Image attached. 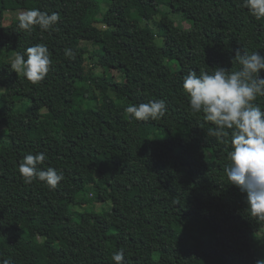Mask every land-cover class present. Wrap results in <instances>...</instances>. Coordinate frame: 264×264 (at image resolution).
<instances>
[{
    "label": "trees",
    "instance_id": "1",
    "mask_svg": "<svg viewBox=\"0 0 264 264\" xmlns=\"http://www.w3.org/2000/svg\"><path fill=\"white\" fill-rule=\"evenodd\" d=\"M30 9L59 20L30 32L18 17L5 24L8 10ZM37 44L51 60L38 83L0 62V264H116L121 250L123 264L264 260V220L227 177L231 130L211 135L216 126L183 89L189 72L239 70L237 50L264 56V18L244 0H0V48L24 54ZM88 57L100 74L86 71ZM156 100L162 118L126 112ZM253 103L264 111V96ZM37 153L38 169L62 174L55 189L22 177L20 162Z\"/></svg>",
    "mask_w": 264,
    "mask_h": 264
},
{
    "label": "clouds",
    "instance_id": "2",
    "mask_svg": "<svg viewBox=\"0 0 264 264\" xmlns=\"http://www.w3.org/2000/svg\"><path fill=\"white\" fill-rule=\"evenodd\" d=\"M244 6L257 20L264 18V0H244ZM18 20V27L30 32L34 26L49 30L59 16L55 12L49 15L39 9H30L21 12ZM66 55L71 57L73 53L68 49ZM235 60L241 65L237 71L217 67L211 74L189 72L184 77L183 89L190 98L191 110L203 112L204 119L216 126L211 135L227 136L226 129L231 130V164L227 168V177L232 185L247 194L252 216L264 220V111L253 103L257 96H264V76H261L264 56L259 52L241 54L237 50ZM50 64L47 46L37 44L27 48L24 54L18 53L11 67L17 73L23 72L35 84L44 80ZM126 112L136 120H156L165 115L166 105L162 100L150 101L131 105ZM44 160V153L29 154L20 162L19 171L26 183L39 179L50 189H55L63 176L52 167L38 169ZM112 259L116 264H123V250L115 253ZM3 264L9 262L5 260ZM257 264H264V260H258Z\"/></svg>",
    "mask_w": 264,
    "mask_h": 264
},
{
    "label": "rangeland",
    "instance_id": "3",
    "mask_svg": "<svg viewBox=\"0 0 264 264\" xmlns=\"http://www.w3.org/2000/svg\"><path fill=\"white\" fill-rule=\"evenodd\" d=\"M165 10H169V9L165 8ZM21 12H22L21 10H8L6 12V15H5V24L10 23L12 21V19L15 17H18ZM159 18H160V16L157 17V19H159ZM174 18H176V20L178 21L179 24L181 23L185 27L189 26V23L182 20L179 15H176V16L174 15ZM92 20L94 21V24L97 25L98 27H104L105 26V22L101 17H99L97 19H92ZM85 44L88 46L89 51H92L95 48V46L91 43L85 42ZM4 51H5L4 49L0 48V62L6 61V62L13 63L17 53L16 52L8 53V52H4ZM91 67H93V71L95 74H100L102 71L101 68H99V66L96 65V59H91L88 57L86 60V71H88ZM114 73L117 75L118 78H120V72L119 71L114 70ZM3 91H4V88L2 86H0V93ZM93 92L97 95H100V91L96 88ZM112 95L114 96L115 99L121 100L114 92L112 93ZM0 107H1V102H0ZM108 203H109V205H111L110 201L107 202V204ZM107 204L105 205L104 208H107L109 206V205L107 206ZM77 208L80 210H83L81 207H77ZM85 208H87L88 210H90V208H91V209L97 210V211H99V210L103 211V209H104L103 205L96 203V202H89L85 206ZM257 240H258L259 248L264 252V227L258 232Z\"/></svg>",
    "mask_w": 264,
    "mask_h": 264
}]
</instances>
